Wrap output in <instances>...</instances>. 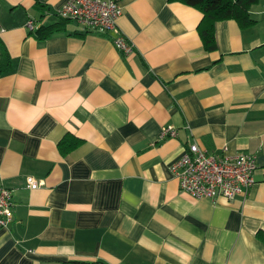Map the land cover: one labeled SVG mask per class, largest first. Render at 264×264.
Returning a JSON list of instances; mask_svg holds the SVG:
<instances>
[{"label":"crops","instance_id":"1","mask_svg":"<svg viewBox=\"0 0 264 264\" xmlns=\"http://www.w3.org/2000/svg\"><path fill=\"white\" fill-rule=\"evenodd\" d=\"M66 1L0 0L12 60L0 76V184L15 203L0 264H264V0L251 27L216 23L215 51L199 9L121 0L129 54L75 21L30 33V17L58 19L41 5ZM169 125L177 135L161 138ZM67 133L84 142L63 155ZM195 141L255 154L257 183L234 200L182 191L171 164ZM30 175L43 185L30 188Z\"/></svg>","mask_w":264,"mask_h":264},{"label":"built area","instance_id":"2","mask_svg":"<svg viewBox=\"0 0 264 264\" xmlns=\"http://www.w3.org/2000/svg\"><path fill=\"white\" fill-rule=\"evenodd\" d=\"M1 8V5H0ZM59 18L79 23L85 31L103 35H112L115 46L129 54L133 51V43L119 26L118 20L123 14L121 0H67L57 9L46 11ZM42 22L30 17L27 28L32 31ZM5 28L0 21V33ZM177 130L169 125L163 128L161 138L175 137ZM257 156L250 153L228 154L211 152L198 142L187 145L184 153L171 164V171L179 180L182 191L195 198L218 199L224 197L234 200L247 193L256 183ZM28 186L39 188L43 181L30 175ZM15 203L13 190L0 184V228L9 227L14 220Z\"/></svg>","mask_w":264,"mask_h":264},{"label":"trees","instance_id":"3","mask_svg":"<svg viewBox=\"0 0 264 264\" xmlns=\"http://www.w3.org/2000/svg\"><path fill=\"white\" fill-rule=\"evenodd\" d=\"M185 3L199 9L203 13V18L199 23L198 30L202 38L204 47L207 51L217 50L216 40V23L218 21L235 19L242 28L253 26L256 21L251 16V7L259 3L261 0H170ZM41 16L46 15L47 7L40 6ZM57 21L51 23L42 22L43 18L39 21L42 23L40 26L30 31L35 34L39 39H46L53 33L60 31L71 20L63 19L55 16ZM1 58H0V76L7 74L12 69L11 56L0 41ZM217 61V60H216ZM84 140L72 133H67L59 142V149L63 155L68 154L72 150L79 147ZM257 238L264 243V230L257 231ZM59 264H107L104 261L98 260L93 262H86L78 259H68Z\"/></svg>","mask_w":264,"mask_h":264}]
</instances>
